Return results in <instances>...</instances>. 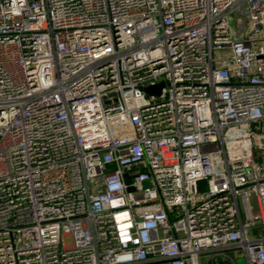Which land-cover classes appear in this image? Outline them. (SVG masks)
<instances>
[{"label":"built area","instance_id":"obj_1","mask_svg":"<svg viewBox=\"0 0 264 264\" xmlns=\"http://www.w3.org/2000/svg\"><path fill=\"white\" fill-rule=\"evenodd\" d=\"M0 264H264V0H0Z\"/></svg>","mask_w":264,"mask_h":264},{"label":"water","instance_id":"obj_2","mask_svg":"<svg viewBox=\"0 0 264 264\" xmlns=\"http://www.w3.org/2000/svg\"><path fill=\"white\" fill-rule=\"evenodd\" d=\"M164 88V84L161 83L157 86H153V87H147L144 88L143 91L144 93L149 97V96H160L161 95V91Z\"/></svg>","mask_w":264,"mask_h":264},{"label":"rangeland","instance_id":"obj_3","mask_svg":"<svg viewBox=\"0 0 264 264\" xmlns=\"http://www.w3.org/2000/svg\"><path fill=\"white\" fill-rule=\"evenodd\" d=\"M239 25H240V24H238V23L236 22L235 27L238 28ZM256 147H257V146H256ZM256 151H257V154L260 153V152L258 151V149H257ZM205 190H206V189H205V186H203V187L201 188L200 192L203 193V192H205ZM69 245H70V241L67 239V246H69Z\"/></svg>","mask_w":264,"mask_h":264}]
</instances>
